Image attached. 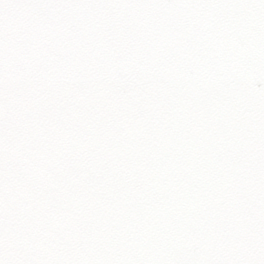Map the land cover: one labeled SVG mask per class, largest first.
I'll return each mask as SVG.
<instances>
[{
  "label": "snow or ice",
  "instance_id": "obj_1",
  "mask_svg": "<svg viewBox=\"0 0 264 264\" xmlns=\"http://www.w3.org/2000/svg\"><path fill=\"white\" fill-rule=\"evenodd\" d=\"M0 264H264V0H0Z\"/></svg>",
  "mask_w": 264,
  "mask_h": 264
}]
</instances>
